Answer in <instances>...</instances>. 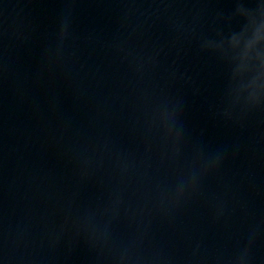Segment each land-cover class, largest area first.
Here are the masks:
<instances>
[{"label":"water","instance_id":"obj_1","mask_svg":"<svg viewBox=\"0 0 264 264\" xmlns=\"http://www.w3.org/2000/svg\"><path fill=\"white\" fill-rule=\"evenodd\" d=\"M264 0H0V264H264Z\"/></svg>","mask_w":264,"mask_h":264},{"label":"snow or ice","instance_id":"obj_2","mask_svg":"<svg viewBox=\"0 0 264 264\" xmlns=\"http://www.w3.org/2000/svg\"><path fill=\"white\" fill-rule=\"evenodd\" d=\"M261 27L264 28V24H262Z\"/></svg>","mask_w":264,"mask_h":264}]
</instances>
